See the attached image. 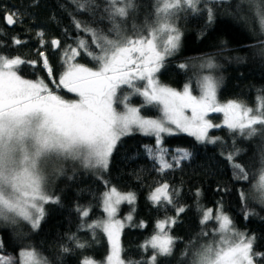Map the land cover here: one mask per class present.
Returning a JSON list of instances; mask_svg holds the SVG:
<instances>
[{
    "label": "snow or ice",
    "instance_id": "snow-or-ice-1",
    "mask_svg": "<svg viewBox=\"0 0 264 264\" xmlns=\"http://www.w3.org/2000/svg\"><path fill=\"white\" fill-rule=\"evenodd\" d=\"M76 6L77 13H91L95 22V11L99 9L96 0H70ZM225 3L228 0H156L154 12L146 18L145 24L132 27L133 35L127 34L122 27L131 12L136 10L134 0H106L104 13L112 27L107 31L90 26L87 22L74 18L73 24L77 33L83 32L90 40L79 35L74 45H66L62 53L64 70L57 84L45 52L38 53L43 68L57 89L61 87L78 97L76 100H65L49 88L43 79H25L19 71L21 66H35L36 61H27L19 55L11 56L0 52V223L17 225L27 223L37 230L46 216L45 205L58 204L59 197L47 191L45 165L50 160L79 162L86 169L107 172L110 159L122 138L134 132L154 137V145H144L145 154L159 164L157 171L178 168L183 161L189 160L193 152L186 148H177L166 159L169 149L163 146L165 136L186 133L198 144L223 143L221 137H211V129L226 127L233 136V151L226 159L233 169V178L237 181H249L250 172L247 164L236 162L243 149L237 148L236 139H251L264 135V96L258 97V107L250 108L241 102L229 100L221 103L218 100L219 81L211 74L198 78L197 86L200 95H193L189 84L182 91L163 85L157 74L166 66L167 58L174 56L181 47L182 32L175 20L179 12L191 11L194 14L207 12V24L214 23L215 12L210 7L201 8V3ZM35 0L33 6L38 5ZM247 3L251 6L260 29L264 32V7L258 0H240L237 11ZM64 7L63 5L61 6ZM27 14V13H25ZM154 17V18H153ZM101 19H104L102 16ZM8 25L17 21L22 23L18 13L5 15ZM67 35V34H65ZM41 45L44 32H38ZM24 41L13 38L14 45ZM53 49L59 50L62 41L53 38L50 41ZM0 47L4 45L0 44ZM259 55L264 56V49ZM85 55L94 63L93 67L77 62L78 57ZM209 73L218 67L209 57L200 65ZM178 68L186 70L187 64ZM142 83V87L139 86ZM128 89L121 95L124 87ZM133 96H140V106H132ZM122 106V110L121 109ZM156 107L160 115L157 118L146 117L141 112L147 107ZM190 112V115L188 114ZM210 113H222L223 121L214 124ZM259 176L252 184V198L264 206V156L260 160ZM63 169H58L62 171ZM107 187L108 181H105ZM178 189L169 190L167 183L157 187L149 199L154 205L162 203L176 209L175 217H165L156 222L157 231L142 245L153 250L147 260L128 261L127 264H157L158 256H169L176 243L170 234L184 206H177L174 197L179 196ZM197 197L200 192L197 190ZM242 204L247 206L249 193L238 191ZM102 208L106 218L87 223L84 218L89 210L78 206L82 217L78 231L93 234L102 230L107 237L109 252L104 261L85 258L82 264H126L121 258V232L124 221L117 219L116 214L123 202L133 205L134 193H121L115 186L102 193ZM201 225L215 220L218 225L214 235L218 240L195 248L191 254V264H255L257 258L264 257V252H254L255 235L236 229L232 218L224 213L218 205L213 216V209H201ZM135 211V209H133ZM251 215L245 212V218ZM124 220L133 221L130 212ZM139 227L144 226L141 221ZM200 236H207L201 231ZM75 241L76 248L90 247L88 242H81L76 234L69 237ZM3 237L0 236V252L3 250ZM189 247H192L191 243ZM62 252L71 251L62 247ZM19 261L12 256L0 255V264H50V261L35 247L22 248ZM187 256V250L182 253Z\"/></svg>",
    "mask_w": 264,
    "mask_h": 264
},
{
    "label": "trees",
    "instance_id": "trees-1",
    "mask_svg": "<svg viewBox=\"0 0 264 264\" xmlns=\"http://www.w3.org/2000/svg\"><path fill=\"white\" fill-rule=\"evenodd\" d=\"M134 2L136 10L121 24L127 29L128 35H133V23L138 27L145 24L146 18L154 12L156 0ZM34 3L35 0H0V44L4 45L0 47V52L36 61L34 67L27 64L21 66L19 74L26 79H43L53 91L75 98L77 96L74 93L55 87L38 53L45 52L58 84L64 70V47L75 46L73 41L77 35L90 40L85 33H77L73 16L69 13H73L76 20L107 31L112 25L104 13L106 0H96L99 9L95 11V22L91 13H77L76 6L70 0H39L38 5L33 6ZM238 3L240 0L202 2L201 8L210 7L215 12L212 24H207L206 11L200 14L191 11L178 13L175 23L183 34L181 47L174 56L167 58L166 66L157 74L161 83L178 89L190 83L192 90L198 93V78L203 72L209 71H202L195 64L211 57L218 66L211 71L220 85L218 100L221 103L235 100L253 109L258 107V97L264 96V56L258 54L264 49V32L251 6L244 3L237 11ZM261 7H264V3ZM12 13H18L22 23L17 21L9 26L5 15ZM102 16L104 19H101ZM41 31L47 42L45 45H41L37 36ZM14 37L24 43L14 45ZM53 38L62 41L59 50L51 47ZM77 62L94 66L85 55L78 57ZM180 64H187L188 68L181 70L178 68ZM139 86L142 87V83ZM131 101L139 103L143 102V98L135 96ZM141 114L156 117L160 112L158 108L150 106ZM209 116L216 120L222 119L219 113H210ZM212 132L215 137H221L223 143L198 144L185 133L165 136L163 146L169 149L166 159L170 160L177 148L189 149L193 156L183 161L180 167L164 173L156 170L159 164L144 151V145H154L155 138L139 132L122 138L110 159L107 172L86 169L79 162L71 160L56 161L57 168L47 174V191L59 197L60 202L45 205L46 216L37 230L31 229L25 222L15 226L1 223L0 236L3 237L4 247L0 255L12 256L19 261L18 254L22 248L35 247L48 258L50 264H82L85 258L104 261L109 252L106 235L102 230H97L93 240L91 232L78 231L82 217L77 208L89 210V216L84 218L87 223L102 219L105 215L102 193L115 186L120 192H131L136 196L133 205L123 203L119 206L121 212L130 210L133 214L131 225L125 226L121 232V258L126 264L128 261L147 260L153 255V250L150 247L145 250L142 245L157 231L156 222L176 216V209L172 206L165 209L163 203L157 206L149 199L151 192L164 183L169 185L170 191L179 190V196L174 199L177 206L185 207V212L170 228V234L177 238L172 254L158 256L157 264H191V254L195 248L219 239V236L214 235L218 226L214 219L201 225L202 211L197 210V202L201 209H213V216L217 206L222 205L224 213L232 218L237 230L249 236L255 235L253 251L264 252V206L253 200L251 193L252 184L259 176L261 157L264 156V135L236 139L235 146L244 150L236 162L247 164L250 172L249 181H237L226 159L228 153L233 151V136L226 127L213 129ZM61 168L63 170L58 171ZM105 181H108L107 187ZM197 190L200 192L199 197L196 195ZM239 190L249 193L247 206L240 201ZM245 212L251 215L245 218ZM141 221L144 222L143 227L138 226ZM201 231L206 232L207 236H200ZM73 234L81 242H88L90 247L76 248L75 241L69 240ZM190 243L192 247H189ZM62 247H68L71 251L64 253ZM186 250L187 256H183ZM255 263L264 264V257L257 258Z\"/></svg>",
    "mask_w": 264,
    "mask_h": 264
},
{
    "label": "rangeland",
    "instance_id": "rangeland-1",
    "mask_svg": "<svg viewBox=\"0 0 264 264\" xmlns=\"http://www.w3.org/2000/svg\"><path fill=\"white\" fill-rule=\"evenodd\" d=\"M258 2L262 5V3H264V0H258ZM154 18V17H153ZM145 23V22H144ZM143 23V24H144ZM133 25H134V23H133ZM135 25H137L136 23H135ZM130 26H132V24L130 25ZM133 27V26H132ZM138 27V26H137ZM203 62H197L196 64H195V67H197L198 69H200V70H202L201 69V67H200V65L202 64ZM85 64V63H84ZM85 65H87V66H89V67H93V65H91V64H85ZM205 70H207V69H204V71ZM47 71V70H46ZM203 71V70H202ZM206 74H211V75H213L212 74V72H203L202 73V76L203 75H206ZM214 76V75H213ZM215 77V76H214ZM26 79V78H25ZM163 84V83H162ZM163 85H166V84H163ZM167 86H169V85H167ZM185 86V85H184ZM184 86L182 87V88H180V89H178V88H174V87H172V86H169V87H171V88H174V89H176L177 91H182L183 90V88H184ZM126 87V86H125ZM190 87H191V85H190ZM191 90H192V88H191ZM128 92V89H123L122 90V92H121V95H123V94H126ZM56 94H58V95H60L62 98H64L65 100H69V101H71V100H76V99H78V97H75V98H70L69 96H67V95H64V94H60V93H58V92H56ZM192 94L193 95H200V90L198 91V93H195L193 90H192ZM76 95V94H75ZM135 96H133L132 97V99L134 98ZM131 99V100H132ZM229 101V100H228ZM225 102H227V101H225ZM222 103H224V102H222ZM142 104V102H139V103H136V102H133V101H131V105L132 106H140ZM120 110H122V106H121V109ZM189 115H190V112L188 113ZM219 114H221V116H222V119H220V120H216V119H214L213 117H210V116H208V118L214 123V124H220V123H222V121H223V114L222 113H219ZM141 115H143V114H141ZM144 116H146V117H151V118H157V117H159V116H156V117H152V116H147V115H144ZM212 130L213 129H211L210 130V132H209V135L211 136V137H215V135H214V133L212 132ZM186 134V133H185ZM56 161L55 160H50V161H48L47 162V164L45 165V175L47 176V174L50 172V174H51V172L54 170V168H57V166H56ZM159 187V186H158ZM155 190V189H154ZM153 190V191H154ZM152 191V192H153ZM152 192H151V194H152ZM121 193H129V192H121ZM150 194V195H151ZM123 203H127V202H123ZM123 203H121V204H123ZM131 211L130 210H128V211H123V212H121L120 211V207H119V209H118V212H117V214H116V218L117 219H120V220H122V221H124V223H125V225L126 226H128L129 225V222L128 221H126V220H124V218L130 213ZM132 213V212H131ZM133 215V214H132ZM106 218V213H105V215H104V217L102 218V219H100V220H103V219H105ZM1 224V223H0ZM256 264V263H255Z\"/></svg>",
    "mask_w": 264,
    "mask_h": 264
},
{
    "label": "water",
    "instance_id": "water-1",
    "mask_svg": "<svg viewBox=\"0 0 264 264\" xmlns=\"http://www.w3.org/2000/svg\"><path fill=\"white\" fill-rule=\"evenodd\" d=\"M9 26H12V25H9Z\"/></svg>",
    "mask_w": 264,
    "mask_h": 264
}]
</instances>
